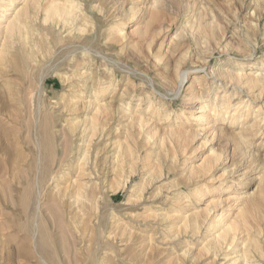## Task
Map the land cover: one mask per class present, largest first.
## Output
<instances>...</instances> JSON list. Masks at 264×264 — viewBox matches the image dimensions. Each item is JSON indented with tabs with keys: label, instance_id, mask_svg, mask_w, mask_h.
<instances>
[{
	"label": "rangeland",
	"instance_id": "374dc122",
	"mask_svg": "<svg viewBox=\"0 0 264 264\" xmlns=\"http://www.w3.org/2000/svg\"><path fill=\"white\" fill-rule=\"evenodd\" d=\"M68 1L79 5L77 7L82 14L72 25L75 32L72 31L69 36L68 30H55L49 22L30 27V40L37 44L34 49V52L37 51V63L34 64L33 58L24 59L20 52H16L6 68L5 76L0 77V264H191L181 256V249L184 248V245L180 244L182 242H163L160 229L151 224V218L152 221L147 218L157 205L147 210L141 206L142 202L139 203V200L134 202L136 194L132 193V190H137L138 186L133 185L139 183V177H133L132 185H129L126 191L112 193L109 187H115L121 177L114 179L104 173L107 169L102 159L107 154V148L99 157L94 154L93 146L86 149L84 154H80L84 150H80L70 133V120L77 118L76 121H80L86 116L87 112L83 109L93 96L91 87L96 83L93 80L101 74L108 80L111 78V71L118 88L126 89L134 96L133 103L131 102L132 111L137 109L136 101H141V109L147 108L148 102L160 97L164 100L161 113L164 114V110H167L170 118L180 111L181 103L186 99L182 89L191 82L186 80L184 87L175 94L177 98H173L176 96H173L170 90L177 82L176 66L173 62L180 60L182 54L185 57L181 59L180 70L187 72L189 79L194 76L203 79V73L194 69L204 65L209 73L217 72L218 68H230L232 72L239 73H264V0H156L155 7L152 6L155 9L150 7L154 0ZM158 9L162 11L156 16ZM135 10H138L139 14L131 23ZM198 29L200 35L208 34L209 37L212 34L215 41L225 37V43L233 49L231 56L234 58L231 59L242 65L237 64L233 68L227 56H220L217 51L211 52L207 44L197 48L192 37L197 34ZM193 30L196 33L194 35ZM170 44H179L182 54L169 56L162 52L164 57H170L172 63L166 69L163 67L164 63H159L155 56H159L161 45L164 48ZM253 47L255 50H252ZM251 50L255 54L252 53V58L237 59ZM263 104L264 102H261L254 107L257 109ZM75 107L78 110L72 112ZM91 115L92 113L88 116ZM263 117L261 114L259 119ZM218 126L224 130V134L232 135L228 144L227 137L220 135L215 138L211 147L218 152L238 143L240 138L248 139L247 144L256 143V139H252V131L257 128L255 121L233 125L232 128L228 125ZM262 127L264 128V122L259 126V136L261 132L262 135L264 133ZM225 130L229 131L225 133ZM250 154H253V158L256 156L253 166L258 172L251 177L256 179L249 189L253 197L245 206L246 221L254 231L251 239V246L255 250L253 252L257 261L264 264V146L254 147ZM207 156V151L201 152L195 157H200L199 160H194L191 165L198 166ZM156 164L157 167H154ZM156 164L151 166L154 169L152 174L144 177V191L142 188L140 194L146 198L155 196L157 187H168V183H176L181 179L176 170L166 181L155 182L165 167V162L159 161ZM248 165L239 159L231 168H237L239 173H242ZM80 170L84 177L77 174ZM84 170L86 172L83 173ZM221 173L223 172L218 171L216 176ZM53 175L60 177L52 181ZM80 177L86 179V182L83 181L88 183V189L96 190L99 194L98 197L92 198L100 207V213L96 217L93 216L92 206H87L91 202L86 201V208L75 212L69 199L60 198L57 194L55 185L62 189L68 182ZM65 179L68 181L65 182ZM148 183H151L153 188H149ZM116 219L123 222L116 225ZM149 235L154 239L150 244L146 242ZM195 248L199 249L198 245ZM164 251L168 253L165 254ZM193 253L196 254L197 251Z\"/></svg>",
	"mask_w": 264,
	"mask_h": 264
},
{
	"label": "bare ground",
	"instance_id": "6f19581e",
	"mask_svg": "<svg viewBox=\"0 0 264 264\" xmlns=\"http://www.w3.org/2000/svg\"><path fill=\"white\" fill-rule=\"evenodd\" d=\"M155 5L156 0H154L150 7H155ZM77 6L79 7V5H75V3L68 0H0V77L5 76L7 72L6 68L9 66L10 61L16 52H20V55L24 59L33 58L34 64L37 63V51L34 52L37 44L30 40L31 36L29 37L30 33L28 31L30 27L36 26L38 23L47 24L49 22L55 30L57 29L62 32L68 30L67 35L70 36L72 31H74V26L72 27L74 21L80 19L79 17L82 16ZM160 10L158 9V12L155 14L156 16L160 14ZM134 12L133 18L130 21L131 23L137 19L139 14L138 10H135ZM190 31L192 30L190 29ZM196 31L197 34L193 30V35H196L191 37L197 48L207 44V46H209L208 50H211V52L217 51L220 56H227V60L233 68L234 66H237V64L242 65L239 64L240 62L231 59L233 49L229 47L228 43H225V37H221V39H216L215 41V37L211 33L209 38L208 34L207 36L206 34L200 35V29ZM80 34L84 33L80 32ZM49 40L51 39L49 38ZM30 41L33 45H31ZM65 48L67 51V47ZM70 49L71 48H69V52ZM80 49L76 48V50ZM159 49V56L155 57L158 59L159 63L161 61L164 63L163 67L165 66L166 69H168L172 63H170V57L167 58L164 57V55L169 54V56H172L175 53L182 54V48L179 44L166 45L164 48L163 45H161ZM252 50H255V47H253ZM252 50L246 55L243 53V57L237 59L248 60L252 58ZM162 52H164V55H162ZM184 57L185 55L182 54L179 58L180 60L177 62L175 60V63L173 62L176 66L175 75L177 82L176 85H174L175 88L171 87L172 89L170 92L173 93V96H176L178 94L177 92L184 87V82L186 80L187 82H191L186 88L182 89L185 91L186 99L182 101L180 111L173 115V118H170V114L168 115V113H166L167 110H164V114L161 113V106L164 105L162 101L164 100L160 97L155 98L152 102H148L149 104L147 108L141 109V101L138 100L136 101V103H139L136 104L137 109L132 111L131 102L134 96L131 95L128 90L118 88V84L116 83V80L113 79V73L111 71V78L108 80L105 79L104 74H101L96 80H93L96 82L94 86L91 87V93L93 92L91 95L93 96L90 97V101L86 102V107L83 109L84 112H87L85 114L86 116L80 121H76L77 118L70 120V133L72 134L73 139L78 143L77 146L80 147V150H84L81 151L83 153L80 154H84L86 149L93 146L95 147L94 154L99 157L102 155L104 149L107 148V154L102 159L103 164L107 169L104 173L112 176L114 179L118 176L121 177L119 183L115 187H109L112 193L126 191L129 185H132L133 177H139V183L133 185V187H140L139 189L137 188V190H132V193L134 192V194H136V200L134 202L139 200V203L142 202L141 206H144L147 210H150V207L153 205H157L156 208L154 206L155 210L151 209L153 210V212L151 211L152 215H148L147 218H151L153 220L150 219L152 221L151 224L160 229L161 235L163 236V242H182L180 244L184 245V248L183 250L181 249V256L184 257L185 260L191 264H260L261 262L259 263L257 261L255 252H253L255 250L251 246V239L254 231H252V226L246 221L245 206L247 202L252 200L251 197H253L252 193H249V189L252 187L253 182H255L256 177H251L258 172V169L253 166L256 162L254 159L256 156L254 155L253 158V154H250V152L254 147L264 146V133L262 135L261 132L260 136L257 135L260 129V124L264 122V117L259 119L261 114L264 116V110L260 112L264 109V104L261 107L257 106V109L254 107L257 104L264 102V73L256 74L249 71L248 73L232 72V70H229L230 68H218L217 72L210 71L209 73L205 67L206 65H204L194 69L203 73L201 76L203 79H198V76L189 79L187 72H182L180 70L181 59ZM205 60V64H207V58ZM261 72H263V70ZM82 75L83 74H81V76ZM87 81L88 78L86 83ZM165 87H167L166 84ZM7 97L9 98L10 96ZM173 98H177V96ZM41 102H43V100ZM77 110L75 107L72 112ZM172 110L174 109H171V111ZM18 111H20V109H18ZM90 113H92V115L88 116ZM248 120L253 123L255 121V127L257 126V128L252 131V139H256L255 144H252V142L247 144L246 140L248 141V139L244 140L243 138H240L238 143H235L232 146L229 145L227 148L225 147L219 152L211 147L212 142L220 135V137L228 138L227 144L232 137L231 134H224V130L218 125H228L232 128L233 125L240 123L245 124V122H249ZM67 123L69 122L67 121ZM226 131L227 130H225V133ZM262 131H264V128ZM249 141L251 140L249 139ZM207 145L210 146L207 147ZM205 151L208 152L207 158H204L198 166L191 165L194 164V160H199L201 156L198 158L195 157ZM239 159L240 162L245 161L249 164L245 171H241L242 173H239L237 168H231L233 163L239 161ZM159 161L165 162V167L163 170H161V168L159 169L161 172L156 177L155 182L166 181V179H168L172 173L174 174V171L176 170L181 179L177 181L178 183L176 181V183H168V187L165 186L166 183L164 184L165 187H157L156 195L146 198L144 195L140 194L142 188L144 191V177L152 174L153 168L151 166L159 163ZM64 163L67 164L66 162ZM154 167H157V164ZM218 171H222L223 173L216 176ZM84 172L86 171L84 170L83 173ZM77 174L81 175V170ZM58 175L51 176V180L55 181L56 178L60 177ZM80 178L74 179L73 182H68L62 189L55 185L57 194L60 198H68L69 203L74 207L75 212L83 211L84 207L86 208V201L91 202V204H87V206H92L94 213L93 216L96 217L100 213V207L96 201H92V198L98 197L99 194L96 193V190L88 189L86 185L88 183L85 184L86 179L84 180V178ZM67 181L68 180L65 182ZM148 186L149 188H153L151 183H148ZM163 188L166 190V193H164ZM39 194H41V192ZM37 196L39 197V195ZM95 200L97 199L95 198ZM202 205L206 206L200 208ZM88 214L90 215V213ZM116 221L117 222L114 220L116 225L123 222L121 219H116ZM70 222H72V220ZM240 224L241 227L239 228ZM149 228L151 229V227ZM180 236L182 238H180ZM152 237V235H149L146 242L149 244L153 242L152 240L154 239ZM179 239H181V241H177ZM143 241L145 242V240ZM196 245H198L199 249L195 248ZM150 247L152 249V245H150ZM173 249L172 246V250ZM194 251H197V253L194 254ZM167 253L168 252L165 254ZM260 258L262 257L260 256Z\"/></svg>",
	"mask_w": 264,
	"mask_h": 264
}]
</instances>
